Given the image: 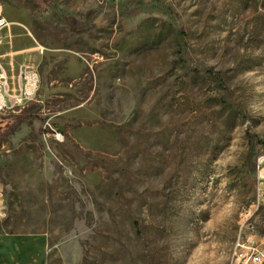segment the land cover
<instances>
[{
    "label": "rangeland",
    "instance_id": "1",
    "mask_svg": "<svg viewBox=\"0 0 264 264\" xmlns=\"http://www.w3.org/2000/svg\"><path fill=\"white\" fill-rule=\"evenodd\" d=\"M1 20L0 264H232L243 222L264 234V0H0Z\"/></svg>",
    "mask_w": 264,
    "mask_h": 264
},
{
    "label": "built area",
    "instance_id": "2",
    "mask_svg": "<svg viewBox=\"0 0 264 264\" xmlns=\"http://www.w3.org/2000/svg\"><path fill=\"white\" fill-rule=\"evenodd\" d=\"M4 22L0 21V43L2 40L1 30ZM21 91L18 100H32L40 87V74L34 69H25L21 72ZM9 79L5 69L0 64V110L9 108V101L12 96L8 91ZM57 139L59 136L57 135ZM257 193L258 204L252 207L257 209L261 203H264V160H261L257 168ZM245 222L242 223L240 232L236 241L232 264H264V234L250 232L246 235L244 229Z\"/></svg>",
    "mask_w": 264,
    "mask_h": 264
},
{
    "label": "crops",
    "instance_id": "3",
    "mask_svg": "<svg viewBox=\"0 0 264 264\" xmlns=\"http://www.w3.org/2000/svg\"><path fill=\"white\" fill-rule=\"evenodd\" d=\"M8 91L10 92V87L8 86ZM12 96V95H11ZM12 97H14V96H12ZM26 238V237H25ZM24 238H17V236L15 237V238H11V240H10V243H15V241H20V242H23L24 240H23ZM18 247H19V251H23V253H24V251H25V248L23 247V245H18ZM1 250H2V248H1V246H0V252H1ZM36 252H37V261H39V249L38 248H36ZM22 258H24V254L21 256ZM25 259V258H24ZM23 259V260H24Z\"/></svg>",
    "mask_w": 264,
    "mask_h": 264
},
{
    "label": "trees",
    "instance_id": "4",
    "mask_svg": "<svg viewBox=\"0 0 264 264\" xmlns=\"http://www.w3.org/2000/svg\"><path fill=\"white\" fill-rule=\"evenodd\" d=\"M76 23L77 22L74 20L72 25H76ZM16 122L20 125V124L24 123V120H20L19 118H17Z\"/></svg>",
    "mask_w": 264,
    "mask_h": 264
},
{
    "label": "bare ground",
    "instance_id": "5",
    "mask_svg": "<svg viewBox=\"0 0 264 264\" xmlns=\"http://www.w3.org/2000/svg\"><path fill=\"white\" fill-rule=\"evenodd\" d=\"M149 255V254H148ZM149 256H151L152 257V255L150 254ZM154 259V258H153ZM148 258H147V260L145 261V263L147 264V262H148ZM150 262V261H149ZM152 264V263H151Z\"/></svg>",
    "mask_w": 264,
    "mask_h": 264
},
{
    "label": "water",
    "instance_id": "6",
    "mask_svg": "<svg viewBox=\"0 0 264 264\" xmlns=\"http://www.w3.org/2000/svg\"><path fill=\"white\" fill-rule=\"evenodd\" d=\"M1 123V122H0Z\"/></svg>",
    "mask_w": 264,
    "mask_h": 264
}]
</instances>
